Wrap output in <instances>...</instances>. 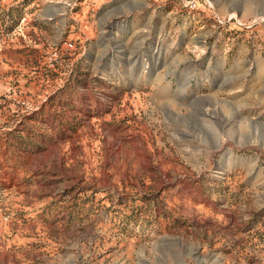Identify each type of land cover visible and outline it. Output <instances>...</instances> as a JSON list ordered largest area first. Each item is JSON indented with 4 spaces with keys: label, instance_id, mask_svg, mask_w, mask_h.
<instances>
[{
    "label": "rangeland",
    "instance_id": "obj_1",
    "mask_svg": "<svg viewBox=\"0 0 264 264\" xmlns=\"http://www.w3.org/2000/svg\"><path fill=\"white\" fill-rule=\"evenodd\" d=\"M65 10L0 0V264H264V24L183 6L125 74L70 64Z\"/></svg>",
    "mask_w": 264,
    "mask_h": 264
},
{
    "label": "crops",
    "instance_id": "obj_2",
    "mask_svg": "<svg viewBox=\"0 0 264 264\" xmlns=\"http://www.w3.org/2000/svg\"><path fill=\"white\" fill-rule=\"evenodd\" d=\"M185 1L61 0L64 9L70 8L73 11L74 7L77 8V12L71 13V17L77 23V33L73 34L71 31L63 33L65 42H79L81 46L76 50L74 58L70 59V64L74 65L77 70H82L89 60L92 71L103 68L112 72L118 71V66L123 65L121 72L127 74L132 68L131 59L136 57L143 48L145 49L143 53L153 56L155 50L163 47L164 25H171L168 32L172 33L174 37L177 27L173 26L178 21L177 14L185 6ZM195 1L197 9L188 12V15L183 19L188 25L198 28V33L203 32L196 37L197 42L206 39L205 36L212 32V28L218 20L234 18V15L237 17L236 21L243 26L237 28L240 31H243L244 25L250 21L253 25L264 24V0ZM217 6H222V18L216 13ZM103 8L108 9L107 14H103L98 19L95 18ZM246 8L247 10H245ZM118 20H121V23ZM110 21L117 22L108 25ZM263 26L262 29H264ZM251 28L252 31L256 27ZM175 42L172 39L169 46L172 47L176 44ZM119 51H123V53H118ZM104 65L106 67H103ZM138 68L140 67L138 66ZM123 78L128 79L126 76ZM144 113L146 114V112ZM150 116L153 118L155 114L151 112ZM19 242V236L16 235L11 238L10 243L2 244V246L13 248ZM8 254L13 256L12 253H4V255Z\"/></svg>",
    "mask_w": 264,
    "mask_h": 264
},
{
    "label": "built area",
    "instance_id": "obj_3",
    "mask_svg": "<svg viewBox=\"0 0 264 264\" xmlns=\"http://www.w3.org/2000/svg\"><path fill=\"white\" fill-rule=\"evenodd\" d=\"M185 7L188 8L189 11H195L197 9V3L195 0L185 1ZM64 50L67 52H71L75 49L73 42H64ZM52 62L50 66L52 68H60L63 65V60L59 57V50H54L51 54Z\"/></svg>",
    "mask_w": 264,
    "mask_h": 264
},
{
    "label": "bare ground",
    "instance_id": "obj_4",
    "mask_svg": "<svg viewBox=\"0 0 264 264\" xmlns=\"http://www.w3.org/2000/svg\"><path fill=\"white\" fill-rule=\"evenodd\" d=\"M123 51H119L118 53H122ZM127 59V58H126ZM128 60V59H127ZM158 76V75H157ZM159 80V79H158ZM183 84V83H182ZM185 87H182V91H184ZM238 164V163H237Z\"/></svg>",
    "mask_w": 264,
    "mask_h": 264
}]
</instances>
